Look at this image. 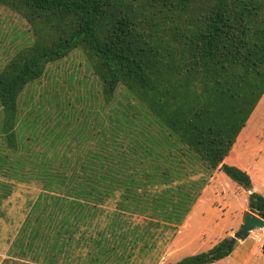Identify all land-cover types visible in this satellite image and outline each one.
<instances>
[{
    "label": "trees",
    "instance_id": "16d2710c",
    "mask_svg": "<svg viewBox=\"0 0 264 264\" xmlns=\"http://www.w3.org/2000/svg\"><path fill=\"white\" fill-rule=\"evenodd\" d=\"M0 4L21 14L33 33V41L0 70V133L9 149L18 147L19 94L43 75L49 63L79 49L101 81L106 102L123 85L164 131L248 191L247 209L264 219V195L252 190L249 174L223 162L264 94V0H0ZM102 178L103 185L95 175L88 185L70 186L71 192L77 197L110 198L118 177L114 179L107 165ZM122 186L124 192L132 190ZM67 195L42 194V216L30 223L32 235L21 237V242L28 239L29 246H36L41 264L77 262L79 248L101 243V238L89 234L92 219L102 212L100 206L70 203ZM51 198L63 213L52 236ZM71 213L74 220L66 217ZM231 241L225 237L209 250L174 264L216 262L230 254L236 240Z\"/></svg>",
    "mask_w": 264,
    "mask_h": 264
},
{
    "label": "rangeland",
    "instance_id": "374dc122",
    "mask_svg": "<svg viewBox=\"0 0 264 264\" xmlns=\"http://www.w3.org/2000/svg\"><path fill=\"white\" fill-rule=\"evenodd\" d=\"M32 41V29L26 19L0 4V70L17 50ZM17 104V150L9 149L0 133V264L43 262L37 260L40 252L36 246H29L28 239L21 242L23 234L32 235L30 223L42 216L40 207L45 203L42 194L67 192L70 195L66 201L70 203L100 206L102 212L97 211L92 219L94 227L89 231L90 236L98 237L99 232L110 231L113 211L125 207L119 202L125 198L123 194H129L127 200L133 202L149 197L151 190L148 188L156 185H178L171 193L180 202L173 203L171 208L179 212L174 216L169 214L166 221L179 222L189 205L199 198L201 186L212 174L213 168L189 151L175 135L164 131L149 110L123 85L119 84L112 100L106 102L101 81L79 49L49 63L40 78L25 86ZM1 117L0 107V123ZM232 153L237 158L227 163L246 171L252 185L264 195V94L238 133ZM107 165L111 166L114 179L118 177L113 184L117 185L116 190L110 198L104 200L102 194L94 198L90 195L77 197L74 190L71 192L70 186L88 185L95 175L98 185H103L102 174ZM221 175L232 187L220 199L231 198L233 202L232 191L237 184L224 173ZM122 185H130L132 190L124 192ZM215 185L224 183L220 181ZM163 192L161 190L157 198ZM203 197L213 196L207 192ZM236 200L242 201L239 197ZM55 201L56 198H51L48 204L53 224L49 229L51 236L63 214L58 204L54 205ZM66 217L74 220L72 213ZM254 234L261 236L255 240L263 244L264 230ZM104 240L107 246V239ZM95 247L79 248V259L70 263L92 264L91 259L96 258ZM236 247L237 243L231 252ZM243 253L241 250L235 258L241 260ZM252 263L264 264V254L255 255Z\"/></svg>",
    "mask_w": 264,
    "mask_h": 264
},
{
    "label": "crops",
    "instance_id": "0c3cea01",
    "mask_svg": "<svg viewBox=\"0 0 264 264\" xmlns=\"http://www.w3.org/2000/svg\"><path fill=\"white\" fill-rule=\"evenodd\" d=\"M236 158L231 148L223 162L227 163L228 160L233 161ZM221 172L219 168L212 170L209 180L201 186L199 198L189 205L179 222L166 221L169 214L174 216L179 212L178 209L171 208L173 203L180 202L171 193L178 185H156L148 188L151 190L149 197L137 198L133 202L127 200L130 197L120 199L119 202L125 207L113 211L110 231L106 234L98 233L96 238L101 236L102 240L100 244L97 242L96 258L92 264H174L185 256L209 250L225 237H232L241 228V216L247 209L249 192L242 191V187L235 185L232 191L235 199L233 202L231 198L220 199L232 187ZM212 181H215L214 185H210ZM220 181L224 185H215ZM161 190L164 192L157 198ZM252 190L261 193L256 186ZM207 192L213 197L204 198L203 195ZM237 197L242 201H237ZM256 231L257 229H253L252 234ZM252 234L236 239V249L228 256L208 264H254L252 258L258 253H264L262 244H258ZM241 250L244 253L241 260H237L235 257L240 255ZM70 262L66 260L58 264H72Z\"/></svg>",
    "mask_w": 264,
    "mask_h": 264
},
{
    "label": "water",
    "instance_id": "95a60500",
    "mask_svg": "<svg viewBox=\"0 0 264 264\" xmlns=\"http://www.w3.org/2000/svg\"><path fill=\"white\" fill-rule=\"evenodd\" d=\"M257 228H264V219L248 209L244 210L241 216V228L232 236L231 242L246 236L248 232Z\"/></svg>",
    "mask_w": 264,
    "mask_h": 264
},
{
    "label": "built area",
    "instance_id": "2783aa9c",
    "mask_svg": "<svg viewBox=\"0 0 264 264\" xmlns=\"http://www.w3.org/2000/svg\"><path fill=\"white\" fill-rule=\"evenodd\" d=\"M260 229L264 230V228H257V230H260ZM252 231H253V230H251L250 232H252ZM250 232H249V233H250ZM253 237H254V238H258V239L261 238V236H260V235L258 236L257 234H253Z\"/></svg>",
    "mask_w": 264,
    "mask_h": 264
}]
</instances>
